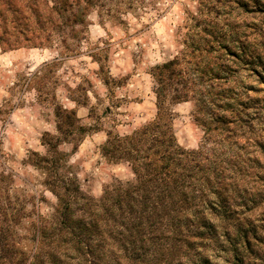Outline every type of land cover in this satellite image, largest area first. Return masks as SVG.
<instances>
[{"label": "rangeland", "instance_id": "obj_1", "mask_svg": "<svg viewBox=\"0 0 264 264\" xmlns=\"http://www.w3.org/2000/svg\"><path fill=\"white\" fill-rule=\"evenodd\" d=\"M89 2L82 22L48 41L19 35L12 49L0 45V224L12 250L31 254L37 227L56 220L59 199L48 184L55 179L76 198L74 218L104 231L107 260L264 264V0ZM175 57L190 91L171 105L172 131L180 147L210 154L200 160L221 207L210 227L146 222L132 231L124 222L133 215L123 219L120 209L100 218L99 205L113 201L105 192L113 198L135 177L103 147L109 134L123 137L154 120L152 69ZM206 96L231 121L216 140L235 144H202L195 106Z\"/></svg>", "mask_w": 264, "mask_h": 264}, {"label": "trees", "instance_id": "obj_2", "mask_svg": "<svg viewBox=\"0 0 264 264\" xmlns=\"http://www.w3.org/2000/svg\"><path fill=\"white\" fill-rule=\"evenodd\" d=\"M89 1L0 0V45L12 49L21 44L19 35L25 41L41 39L42 36L48 41L53 32L62 30L68 22H82L91 3ZM186 73L177 57L155 66L151 73L155 80L154 120L123 137L111 138L109 134L103 152L116 161H127L135 177L127 187L119 188L115 197L105 192L103 200L113 201L111 205H99L104 208L101 219L113 218V209H120L123 219L127 218L123 215L125 212L133 215L124 223L126 228L137 232L143 231L142 224L146 222L150 225L164 222L173 226L184 221L203 227L212 226L209 217L221 205L211 196L217 189L213 186L214 180L205 173L209 170L208 165L201 164L200 160L202 157L203 162L208 161L210 154L203 155L199 149L180 147L172 131L171 122L175 115L172 103L189 99L190 88L184 86ZM173 83L184 84L169 97L168 91ZM195 107V112L202 116L200 120L195 118L204 130L202 144L236 143L225 135L216 140L222 132L231 131V121L228 116L215 112L217 105L214 99L203 97ZM56 164L52 163L51 169H46L53 170ZM42 167L45 168L44 165ZM48 184L53 191L56 189L59 199L56 220L37 227V244L31 254L12 250V244L7 242L9 229L0 224V264H121L114 258L106 259L108 243L103 236L104 231L99 230L96 223L85 224L74 218L72 205L76 198L70 193V186H61L55 179Z\"/></svg>", "mask_w": 264, "mask_h": 264}]
</instances>
